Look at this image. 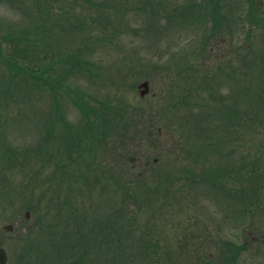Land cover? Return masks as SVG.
I'll list each match as a JSON object with an SVG mask.
<instances>
[{
	"label": "rangeland",
	"instance_id": "1",
	"mask_svg": "<svg viewBox=\"0 0 264 264\" xmlns=\"http://www.w3.org/2000/svg\"><path fill=\"white\" fill-rule=\"evenodd\" d=\"M256 1L264 6V0ZM21 5L22 8L10 4L0 6L1 43L9 35L29 30L33 36L39 33L48 36L55 53L65 55L66 51L68 54L75 53L77 49L84 60L105 73V78L103 74L102 78L89 79L84 75L65 72L63 79L66 84L74 90L80 89L92 95L96 101L94 106L98 109L102 102L110 101L128 104L130 108H143L146 112L141 117L143 119L136 123L135 133L138 137L130 143L127 158L125 146L115 149L113 156L98 146L95 167L88 168L91 157L87 146L84 147L85 143L80 161H75L76 153L68 158L65 149L56 143L42 148V122L44 119L47 121L54 111H59L65 127L69 125L74 130L84 131L85 122L78 108L68 98L61 100L59 106L53 105L44 91L27 90L17 82L10 81L8 70L0 59V189L5 191H0V248L7 253V264H58V252L55 250L62 245L64 235L70 239L82 236V241L94 236L95 227L102 228L105 224L106 214L127 204L134 213L125 216V219H130L133 225L128 231L129 242L125 240L126 230L123 232L121 264H142L130 257V252L136 255L139 236L147 234L142 231L151 230L167 245L165 253L168 264H204L208 257L212 264H264V201L257 216L237 218L233 214L235 202L218 195L217 189L193 176L195 170L200 168L205 174L209 171V177L219 164L229 161L232 150L235 152L240 148L239 152L242 153L240 156L237 151L232 154L235 161L238 157L247 158L248 154L252 158L259 145L264 143V121L260 126H255L256 129L240 130L233 122L234 115L229 117L226 114L229 109L234 113V105H240L238 107L242 109L257 106V100L251 94L264 86V78L259 75L264 65L253 57L264 51L263 28L258 30L253 27L257 33L248 45L253 55H249L248 59L255 60L250 72L253 75L250 92L237 101V83L233 80L230 84L228 79L218 78L220 73H229L230 60L237 64L240 47L236 36L233 38L224 33L223 41H213L207 49L211 53H206L200 60H194L191 56L180 59L177 54L184 46L176 39L177 29L171 27L160 34L156 27H147L152 17L147 20L142 11L130 13L124 19L115 13L109 15V21L114 25L113 31L123 30L115 39L85 33L77 41L76 36L74 40L61 33V28H52L53 22L50 20L34 19L31 10H28V1ZM184 33L180 38H194V34L188 37ZM3 47L7 51L8 47ZM185 48L187 53L192 51L191 47ZM140 57H151L152 60H139ZM168 62L176 64L167 67ZM141 73L152 76L146 79L140 76ZM208 76L211 82L208 80L204 88L199 89L201 81L203 83ZM106 78L111 79L112 83H108ZM143 82L149 83V93L144 97L138 88ZM187 90L194 95L187 99L186 105L202 106L201 113L196 115L199 120L207 121L209 130L216 127L223 115L219 126L234 133L231 142L224 143L221 152L210 149L213 148L209 145L215 141L214 137L209 138L210 144L201 139L196 124L191 121L184 124V133L182 129L179 130L180 124L175 123L177 110L173 108L174 103L169 104V101ZM217 92L224 96L221 99L225 104L216 105L213 97H218ZM167 106L172 108L167 111ZM209 115L208 120L204 118ZM148 116H152V119L148 120ZM63 125H60L61 132L65 133ZM193 127L197 132H193ZM67 136L71 138L72 134ZM112 146L110 144L107 148L111 150ZM117 153L120 154L119 158ZM52 155L54 158L49 161ZM117 160L120 164H117ZM103 168L106 172L120 171L123 183L130 187L132 193H139L140 185L144 183L154 189L159 180H164L162 175L168 173L174 179L165 184V190L172 189L176 193L172 192L170 197L168 195L160 202H145L141 197L137 201H125L127 187L123 191L120 185L118 187L111 183L106 186L104 182L93 184L89 180V174H94L89 173V169L100 174ZM184 172L185 179L178 182L177 175ZM159 206L162 208L156 211V217L151 216ZM27 213L29 218L26 217ZM96 219L100 223H95ZM250 223L255 226L251 227ZM5 226H13V231H5ZM252 228L254 233H249ZM75 229L80 230L79 233ZM230 244L247 246L240 258L231 263L223 254L230 253ZM95 253L90 251L89 262L83 260L82 264H103L106 257ZM116 259H110L109 264H116Z\"/></svg>",
	"mask_w": 264,
	"mask_h": 264
},
{
	"label": "trees",
	"instance_id": "2",
	"mask_svg": "<svg viewBox=\"0 0 264 264\" xmlns=\"http://www.w3.org/2000/svg\"><path fill=\"white\" fill-rule=\"evenodd\" d=\"M26 1H28V7H30L28 10L32 11H30V14L34 19L40 21L50 20L53 22L52 28H61V33H66V35L73 37L74 40H76V36L77 41L82 39L85 33H88L89 36L90 34H99L98 36L115 39L117 35L123 33V30L117 31L115 29L113 31L114 25L109 21V15L115 13L121 15L124 19L130 13L142 11L147 20L152 17L147 27H156L160 34L171 27L177 29L178 37L176 39L179 41L178 43L181 42V45L184 46L183 50L177 54L180 59L191 56L194 60H200L206 53H211L207 49H209L208 46L213 41H223L224 33L233 38L236 36V41L240 47L237 64L235 65L234 61L230 60L229 73H218V78L225 81L228 79L230 84H232L233 80L237 83V91L235 92L237 101L241 100V97L244 98L243 94L250 92L248 91L252 75L250 72L255 60L248 59L249 55L253 56L248 45L253 42L255 32L257 33L256 30H253V27L258 28V30L263 28L264 30V6H261L256 0H0V6L10 4L15 7L18 5L19 8H22L21 4ZM44 32H46V29H44ZM183 33L188 37L190 34H194V38L191 40L190 38L182 39L180 35ZM50 44L48 36L45 37L40 33L33 36L29 30L22 31L16 35H9L4 38L3 43L0 42V59L8 70L10 81L17 82L18 85L22 88L25 87L27 90L44 91L46 98L50 99L52 104L56 106H59L63 99L68 98L83 116V122H85L84 131L74 130L69 125L65 127L62 124L63 119L60 117L59 111L50 112V118L47 121L45 119L44 121L42 120L43 124L41 123L44 131L41 135L43 139L42 148L44 147L45 149L47 145L56 143L61 148L63 147L62 149H65L68 158H72L76 153L75 161H80L81 154L84 152L82 150L83 144L85 143L84 147L87 146L86 149L91 157V163L88 168L95 167V153L98 150V146H102L104 151L111 156L114 155L115 149L125 146V156L127 158L130 143L135 140V137H138L135 133L136 123L143 119L141 117L146 111L143 108H130L128 104L122 105L110 101L102 102L100 109L96 108L94 106L95 98L80 89H72L64 82L63 78L65 77L63 75L68 72L69 75L80 74L92 79L96 77L102 78V74L105 78V73L98 71L95 69V65L84 60L83 54L77 52V49L74 51L75 53L71 52L68 54L66 51L67 53L65 52V55H63L59 52L55 53ZM3 46L8 47L6 48L7 51H4ZM63 46L61 45V47ZM185 47H191L192 51L187 53ZM254 56L253 59H257V62L260 61L264 65V51ZM139 60L152 59L151 57H140ZM175 64L166 63L167 67H172ZM64 66L68 68H64ZM242 69L245 70L241 72ZM259 73L263 79L264 69L259 70ZM146 75L148 76L146 77ZM149 75L152 76L146 73L140 74L141 77L145 76L146 79ZM249 75L250 80L248 79ZM243 76L245 77L244 79L242 78ZM210 78L208 76L203 83L201 81V85L199 84L201 88L199 89H203L204 84L208 83V80L211 82ZM105 80L110 84L112 83L111 79L106 78ZM191 88L193 87L191 86ZM257 93H259V96H257ZM192 95L194 93L191 90H187V92L179 94L178 97L176 96L172 101H169V104L174 103L176 107L174 106L173 108L178 112L174 115L175 123L180 124L179 130L182 129L184 133H186L184 124H188L190 121L196 124L201 139L210 144L209 138L214 137L215 141H212L211 145H207L213 147L210 149L215 152H221L224 143L231 142L234 133L230 130L221 129L219 126L223 115L219 119L220 122L216 123V127L213 130H209V125H206L207 121L203 122L204 119L199 120L196 115L201 113L202 106H195L192 103L186 105L187 99H191ZM251 95L253 96L252 98L255 97V101L257 100L255 103L257 106L254 105L247 107L248 109H242L238 107L240 105H237V107L234 105V113H232L231 109L226 113L229 114V117L234 115L235 119L233 122H236L240 130L256 129L255 126H260L259 124L264 121V86L260 91L256 90ZM221 97L224 98L222 94H219L217 98L214 95L213 98L217 103L216 105L225 104L224 102L222 103ZM171 108L170 106L166 107L167 111ZM185 108L187 109L185 110ZM186 113L187 115L185 116ZM151 117L148 116V120H151ZM207 117L204 118L208 120L211 115ZM227 119L228 117H226ZM33 120L35 119L33 118ZM193 120L199 121L194 122ZM60 125L66 128L65 133L61 132ZM197 130L193 127L194 133ZM212 132H216V134ZM68 134H72L71 138L67 136ZM238 136L240 135L238 134ZM110 144L113 145L111 150L107 148V146L110 147ZM239 149L236 150L238 155L241 153ZM235 152L232 150L229 161L225 164H219L218 169L213 170L209 177V171L205 174L200 168L195 170L196 172L193 176L194 178H201L204 183H208V185L217 189L218 195L221 194L228 201L235 202L236 207L233 209V214L237 218L254 217L262 210L260 206L264 201V143L259 145L252 158L248 154L247 158L244 156L243 158L238 157L237 161H235L232 158V154ZM117 157H120L119 153H117ZM53 158V155L50 156L49 161L53 160ZM196 161H198L197 158ZM117 164H120L118 160ZM116 166L118 167V165ZM94 169H89V173H94L92 175L89 174L91 178L89 180H92V183L104 182L106 186L111 183L118 187L120 185V189L123 191L127 187L125 201H137L139 200L138 197H141L146 200L145 202H160L167 199L168 195L170 197L172 192L176 193L172 189V191L170 189L165 190V184H169L170 180L174 179L168 173L162 175L164 180H159L154 189L144 183V185H140L139 193H132L130 187L123 183L120 171L106 172L103 168L99 174ZM124 176H126V172ZM185 177L186 172L178 174L176 179L180 182ZM227 187L229 188L227 189ZM0 191L5 192L2 189ZM0 205L2 204L0 203ZM161 208V206L156 208V210L154 208V213L151 216L156 217V213ZM130 209L131 207L127 204L106 214L103 227H95L94 236L86 237L83 241L81 239L82 236L70 239L67 238V235H64L62 245L57 247V251L55 250L56 253L58 252L56 262L58 264H82L83 260L89 262L90 251H96L95 254L97 256L101 254L106 257L103 264H109V260L114 258L118 260L116 264H121L122 250L124 249V247L122 248L123 232L126 230V239H124L129 242L128 231H130L129 227L133 225L130 219H125V216H131L134 213ZM95 223H100V220L96 219ZM249 225L251 227L255 226L252 223ZM79 231L75 229V232L79 233ZM142 232L147 234H141L139 241L136 239L139 247L136 255L133 256L132 252H130V257L136 258L142 264H168L166 259L168 255L166 254L167 252L165 253L167 245L163 239L155 235L152 230ZM249 233H254L253 228ZM229 247L231 248L230 253H223L229 263L239 259L242 251L247 249L245 244L236 246L230 244ZM223 248L228 249L227 247ZM60 251L61 253L58 255ZM204 264H212L209 257L205 258Z\"/></svg>",
	"mask_w": 264,
	"mask_h": 264
},
{
	"label": "water",
	"instance_id": "3",
	"mask_svg": "<svg viewBox=\"0 0 264 264\" xmlns=\"http://www.w3.org/2000/svg\"><path fill=\"white\" fill-rule=\"evenodd\" d=\"M140 94L142 97L146 96L149 93V83L144 82L139 86ZM26 217L29 218V213L26 214ZM5 231L12 232L13 226H5ZM7 263V254L3 248H0V264H6Z\"/></svg>",
	"mask_w": 264,
	"mask_h": 264
}]
</instances>
